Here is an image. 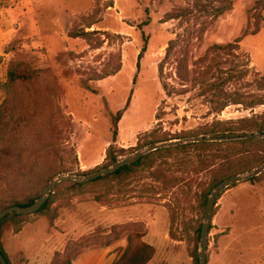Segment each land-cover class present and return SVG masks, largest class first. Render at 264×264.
Instances as JSON below:
<instances>
[{
	"label": "rangeland",
	"instance_id": "obj_1",
	"mask_svg": "<svg viewBox=\"0 0 264 264\" xmlns=\"http://www.w3.org/2000/svg\"><path fill=\"white\" fill-rule=\"evenodd\" d=\"M17 62L40 76L6 88ZM260 102L264 0H0V106L12 111L8 126L23 130L7 140L8 156L0 154V208L43 193L57 177L111 166L110 147L121 160L186 140L146 154L130 175L77 191L70 181L78 180L58 183L55 219L32 214L19 231L4 227L11 263L67 264L89 248L72 264H111L133 236L154 247L148 264H198L207 199L222 180L243 174L217 200L207 264H264ZM229 128L247 135H222Z\"/></svg>",
	"mask_w": 264,
	"mask_h": 264
},
{
	"label": "trees",
	"instance_id": "obj_2",
	"mask_svg": "<svg viewBox=\"0 0 264 264\" xmlns=\"http://www.w3.org/2000/svg\"><path fill=\"white\" fill-rule=\"evenodd\" d=\"M232 8V4L229 5L228 9ZM223 8L220 9V11H222ZM226 10V9H225ZM145 24L148 23V21L144 22ZM145 39L147 40V38L145 37ZM146 47H147V41L145 43L144 48L142 49V52L140 53V57L143 56V53L146 51ZM40 76V71L32 68L31 66L25 65L21 62H17L14 63L13 66L11 67L10 71H9V79L7 84H5L6 88H11L13 87V85L18 84L20 82H26V81H30L33 80L35 78H38ZM95 93L97 92V90H93ZM264 102H260V104H263ZM228 104H224V106H226ZM12 113V111L6 107L4 104H2L0 106V141H4L5 145H1L0 144V154H4L5 156H8V153L11 152L12 150H10L13 147V140L10 144H6L7 140L14 136L16 137L17 135H21L23 130L20 126H16V127H11L8 126V120L6 119L8 114ZM123 116V111H119L116 115H112V122H113V127H114V136L117 137L118 135V123L121 120ZM229 133L227 134V132L225 131L224 134L222 135H227V137H242L244 135H247L246 131H238V130H234L232 128L228 129ZM219 135V134H218ZM13 137V138H14ZM258 140L257 138H248V139H232V142L234 143H245V142H253ZM261 141H264V139H261ZM194 144H205V142H201V143H194ZM12 146V147H11ZM28 148V147H27ZM175 148H179V146L173 147V148H165L167 150H171V149H175ZM163 149H158L155 150L156 151H160ZM119 152L118 150H114L113 147H110L108 150V164H114L115 162H117L119 160ZM25 156H23L22 154L19 157V161L22 162V160L24 159ZM149 158V155H144L143 157H141L139 160L125 165L123 167H121L120 169L110 173L109 175L106 176H101L98 177L92 181H96V180H100V179H104L107 177H119L121 175H130L132 173H134L136 170H138L143 164L146 163V159ZM10 162V161H9ZM256 167V166H255ZM254 168V167H253ZM54 177H51V179ZM259 179V176H256L254 178H252V181ZM65 182V181H64ZM71 182V189L72 190H79L81 188H83L86 183H81L79 181H70ZM90 182V181H89ZM62 183V182H61ZM42 192L38 191L34 194H30L28 196H26L25 198H15L14 200H12L9 204H5L2 205L0 208V211L3 210L4 208L8 207V206H13V205H19V206H28L33 204L40 196H41ZM54 195L55 192H52L50 197L48 198V200L45 202V204H43L41 206V208L34 214H43V215H48L50 216V218L53 220L57 217V215L55 214L54 210L51 208L52 203L54 202ZM32 214H19L17 212H12L10 214H8L5 218H3L0 221V251L2 252V254L4 255V257L6 258V260L8 261L9 264L11 263V260L9 259V256L7 254V252L5 251L2 242H1V237H2V232L4 227L7 224H13L16 227V230L19 231L22 226L23 223L26 221V219ZM201 227L200 226L197 230V237L200 238L201 237ZM111 242L107 243V245H110ZM198 251V250H197ZM155 254V249L152 245L142 242L140 244H135L134 243V239L133 236L130 237L129 240V245L126 249V251L123 253V255H121L120 257H118L117 259L114 260V262L112 264H148L149 261L152 259V257ZM73 261L70 260L67 264H71ZM196 263H198V255L196 257ZM1 264V262H0Z\"/></svg>",
	"mask_w": 264,
	"mask_h": 264
},
{
	"label": "water",
	"instance_id": "obj_3",
	"mask_svg": "<svg viewBox=\"0 0 264 264\" xmlns=\"http://www.w3.org/2000/svg\"><path fill=\"white\" fill-rule=\"evenodd\" d=\"M205 138H202L204 140ZM193 141H199L200 138H195L192 139ZM186 142V140H174L170 142H162V143H154L149 145L145 150H140L137 151L135 154L130 155L128 157H125L121 160H118L111 166H106L101 169L96 170L95 172L86 175L85 177H77L72 174H67L64 176L57 177L53 179L45 188L41 196L31 205L28 206H19V205H13V206H8L4 208L3 210L0 211V221L5 218L8 214L12 212H17L19 214H34L36 213L43 204L48 200L49 195L55 188V186L60 183L61 181L65 179H73V180H78L81 183H86L91 180H94L98 177L108 175L121 167L131 164L137 160H139L141 157L144 155L158 150L160 148L164 147H172V146H178L180 144H183ZM264 169L261 168V170ZM261 170H259L257 173H259ZM247 178V176L243 174H234L224 180H222L216 187L215 189L211 192L210 196L207 199L206 203V208H205V215H204V222L201 227V242H200V252H199V263L198 264H207L208 260V246H209V231L210 227L213 222V217H214V208L216 206L217 200L221 197V194L228 189L230 186L243 181ZM0 262L1 264H9L2 252L0 251Z\"/></svg>",
	"mask_w": 264,
	"mask_h": 264
},
{
	"label": "crops",
	"instance_id": "obj_4",
	"mask_svg": "<svg viewBox=\"0 0 264 264\" xmlns=\"http://www.w3.org/2000/svg\"><path fill=\"white\" fill-rule=\"evenodd\" d=\"M87 249H89V248H87ZM87 249H82V250L78 251V252L74 255L72 263L76 261L75 259H76L77 255H78L81 251H83V250H87ZM107 251H109V253L106 252V251L102 253V256H103L102 258L106 257V259H108V258L111 257L112 252H111L109 249H108ZM113 261H114V259H113ZM113 261H112V263H113ZM108 262H109V261L106 260V264H108ZM72 263H71V264H72ZM101 263H105V259L102 260ZM112 263H111V264H112ZM79 264H81V263H79Z\"/></svg>",
	"mask_w": 264,
	"mask_h": 264
}]
</instances>
